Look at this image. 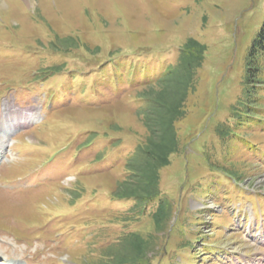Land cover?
Masks as SVG:
<instances>
[{
	"label": "rangeland",
	"instance_id": "rangeland-1",
	"mask_svg": "<svg viewBox=\"0 0 264 264\" xmlns=\"http://www.w3.org/2000/svg\"><path fill=\"white\" fill-rule=\"evenodd\" d=\"M0 2V134L15 125L0 164V264H128L115 255L133 234L148 241L140 264H264V219L251 215L264 218V54L261 119L231 117L264 0ZM190 37L207 51L178 150L140 211L116 193L150 136L138 93ZM233 123L238 135L221 136Z\"/></svg>",
	"mask_w": 264,
	"mask_h": 264
},
{
	"label": "trees",
	"instance_id": "trees-1",
	"mask_svg": "<svg viewBox=\"0 0 264 264\" xmlns=\"http://www.w3.org/2000/svg\"><path fill=\"white\" fill-rule=\"evenodd\" d=\"M71 39L62 40L65 46L72 44ZM61 41V44L63 42ZM73 41V40H72ZM55 47L58 48L57 45ZM207 46L195 38H188L180 49L181 55L175 63L167 64L164 70L155 78L145 81L138 97L142 100L138 112L143 115V123L149 135L139 142L134 151L128 156L126 166L129 175L126 181L118 185L117 194L136 195V206L141 211L150 201L156 199L160 191L159 170L169 163V154L178 150L179 137L175 123L185 114L183 102L188 90L194 87L196 69L203 63ZM264 54V21L253 39L246 57L247 70L244 74L243 93L232 107L231 117L235 124H242L261 119L259 100L256 98L254 80L258 77L262 66L258 57ZM157 85V86H156ZM179 90V92H178ZM228 124L226 131L219 130L221 136L226 134L238 135L235 125ZM131 176V177H129ZM162 201L158 208L152 212L158 227H162L167 217V208ZM133 234V232L131 233ZM147 239L139 234H133L128 240L129 248L120 256L118 252L115 259L120 263L140 264V259L145 252Z\"/></svg>",
	"mask_w": 264,
	"mask_h": 264
},
{
	"label": "bare ground",
	"instance_id": "bare-ground-1",
	"mask_svg": "<svg viewBox=\"0 0 264 264\" xmlns=\"http://www.w3.org/2000/svg\"><path fill=\"white\" fill-rule=\"evenodd\" d=\"M4 4L3 2H0V7H3ZM6 107L9 108L10 106L6 104ZM14 126L15 125H10L8 127H5V129L2 131V133L0 134V152L2 153V156H1V153H0V164L2 163L4 157L5 156V150H4V147L5 145L7 144V140L9 139V142L11 140V137L10 135H12L13 133V130H14ZM8 142V143H9ZM3 149V150H2ZM99 177V176H98ZM9 264H21L20 261L18 259H10L9 260Z\"/></svg>",
	"mask_w": 264,
	"mask_h": 264
}]
</instances>
